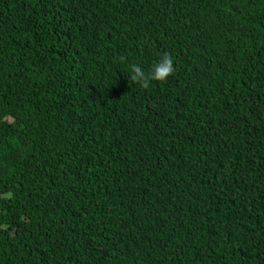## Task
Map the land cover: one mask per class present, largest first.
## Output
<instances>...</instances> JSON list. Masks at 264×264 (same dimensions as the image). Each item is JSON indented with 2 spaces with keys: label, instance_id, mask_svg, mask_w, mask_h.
<instances>
[{
  "label": "trees",
  "instance_id": "trees-1",
  "mask_svg": "<svg viewBox=\"0 0 264 264\" xmlns=\"http://www.w3.org/2000/svg\"><path fill=\"white\" fill-rule=\"evenodd\" d=\"M0 264H264V0H0Z\"/></svg>",
  "mask_w": 264,
  "mask_h": 264
},
{
  "label": "clouds",
  "instance_id": "clouds-1",
  "mask_svg": "<svg viewBox=\"0 0 264 264\" xmlns=\"http://www.w3.org/2000/svg\"><path fill=\"white\" fill-rule=\"evenodd\" d=\"M121 61L125 58L121 57ZM131 70V80L140 84L142 88H149L151 81H166L169 76L174 72L173 59L170 54L165 53L162 60L157 63L150 72H145L137 64H132L130 66Z\"/></svg>",
  "mask_w": 264,
  "mask_h": 264
}]
</instances>
